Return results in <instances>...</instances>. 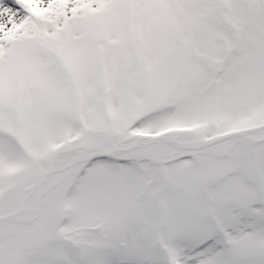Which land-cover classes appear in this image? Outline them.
<instances>
[{
	"label": "snow or ice",
	"instance_id": "obj_1",
	"mask_svg": "<svg viewBox=\"0 0 264 264\" xmlns=\"http://www.w3.org/2000/svg\"><path fill=\"white\" fill-rule=\"evenodd\" d=\"M0 264H264V0H0Z\"/></svg>",
	"mask_w": 264,
	"mask_h": 264
}]
</instances>
